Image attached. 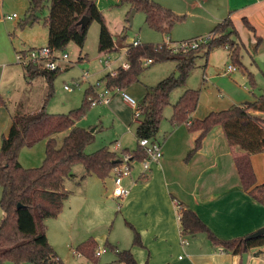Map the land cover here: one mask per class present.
<instances>
[{
  "label": "trees",
  "instance_id": "obj_1",
  "mask_svg": "<svg viewBox=\"0 0 264 264\" xmlns=\"http://www.w3.org/2000/svg\"><path fill=\"white\" fill-rule=\"evenodd\" d=\"M119 5L130 6L128 18L134 9L136 12H144L147 25L166 36L171 34L176 24L184 20V16H179L170 8L152 0H120ZM45 9L48 13L41 17L40 14ZM84 17L89 18L86 26L80 24ZM93 21L100 24V52L116 51L113 35L95 0H28L25 18L19 26H32L43 22L49 31L47 47L53 53H58L70 42L76 43L82 49ZM245 24L250 30H254L247 20ZM194 42L197 43L196 47H193ZM222 47L230 51L233 66H243V46L238 31L229 18L218 23L206 39L184 41L177 49L170 47L168 43L128 45L126 63L129 67L125 69L120 66L99 81L104 82L105 88L110 91L125 92L130 86L141 83L146 68L156 63L174 61L176 72L179 73V77L172 74L157 85L147 87L146 94L139 103L141 121L135 129L138 146L134 150L126 149L118 153L104 147L93 153L87 152L95 134L91 129L78 126L77 122L85 116L92 103L99 99L95 85L85 91L82 105L73 109L69 115L50 114L45 105L36 113L14 115L12 126L8 134L2 136L0 146V206L3 212L0 219V260L17 264H63L48 239L46 222L62 213L70 194L66 190L65 182L76 178L73 173L75 166L83 165L85 168V174L79 182L90 175L105 181L125 157L130 163L144 161L148 155L140 146L139 140L157 142L165 110L170 105L172 113L169 121L172 127L187 125L189 131L200 132L195 147L188 153L186 160L200 151L206 135L214 127L221 126L229 144L247 152L245 156L237 158L235 164L244 190L264 206V185H256L251 162V155L264 151V118L256 115V112L264 113V96L226 110L211 112L203 119H193L199 104L200 91L185 88L186 80L197 68L200 55L207 65L211 53ZM34 49L37 48L18 54L27 56ZM148 60H151L150 64L146 63ZM23 67L30 78L46 79L48 96H51L53 81L60 67L49 71L33 62ZM178 88H183L182 95L172 104L171 95ZM0 104L4 105V101L0 100ZM63 132L67 134L60 145L57 136ZM41 142H45L42 164L33 168L24 167L20 162L21 151L33 148ZM178 204L182 234L206 233L215 246L240 256L254 247L264 246V235L256 238H251V235L232 239L220 238L195 211L180 202ZM140 244L139 235L135 232L134 245ZM96 250L97 243L91 238L78 245L74 253L97 263L99 257L96 256ZM116 254L118 263L138 264L130 250H116Z\"/></svg>",
  "mask_w": 264,
  "mask_h": 264
},
{
  "label": "crops",
  "instance_id": "obj_2",
  "mask_svg": "<svg viewBox=\"0 0 264 264\" xmlns=\"http://www.w3.org/2000/svg\"><path fill=\"white\" fill-rule=\"evenodd\" d=\"M157 1L179 16L190 17L191 20H188L186 26H183L186 20L175 25L177 36H181L180 33L184 31H188L191 39L209 36L218 23L229 18L238 31L243 46V66H239L242 69L243 81L249 80L254 86L252 93L242 91V95L231 97V107L254 101L260 94L264 96V0ZM95 3L103 10L102 0H95ZM115 3L119 5L120 0H115ZM127 6L129 13L131 8ZM6 17L4 19L9 20ZM245 20L254 30L246 26ZM111 33L113 35V32ZM167 38L166 43L172 45L171 36ZM37 47L34 44L29 48L15 49V59L19 52ZM225 49L230 58V51ZM216 51L217 49L212 55ZM0 53L3 55L0 63V100L4 101V105L0 104L1 146L2 136L7 135L12 126L14 113H11L8 103L16 91H6L4 87L8 68L5 60L11 61V57L7 48ZM229 66L225 74L231 75L234 71L230 72ZM11 69L13 77L20 74L16 67L12 66ZM22 76L24 83L17 89V95L20 96L18 106H25L34 93L30 89V82L35 79L30 78L25 70ZM147 87L142 88L140 83H137L125 92L141 103ZM118 94H112L107 107L120 123L128 126L130 118L119 109L128 108L130 112L132 109L123 101L121 94ZM218 109L219 107L211 106L200 108L199 100L193 119H203L208 115L207 112ZM132 112L130 115H134ZM171 113L165 128L160 130L157 138L161 145L162 158L153 163L148 172H144V167L141 170H132L130 175L123 179L122 187L129 191L125 197L113 194V171L109 177L110 182L94 175L79 182L85 171L81 176L67 180L70 186L65 182L66 190H69L72 184L74 188L69 190L70 195L62 213L46 222L48 239L63 264H108L111 260L115 262L113 264H121L117 262L116 250H130L138 264H243L242 256L225 252L215 246L206 233L182 234L176 202L195 211L220 238L232 239L252 235L264 228V206L244 190L235 164V160L245 156L247 152L238 146L230 145L223 128L216 126L206 135L200 151L186 160L188 153L194 149L200 132L189 131L187 125L172 127L169 121ZM256 115L264 118V113L256 112ZM93 130L95 132L97 129ZM122 144L130 146L133 142L125 144L123 138ZM122 144L116 146L114 151L120 153L126 150ZM251 162L256 185H264V151L251 155ZM135 163L133 162L131 167H134ZM135 232L139 235L140 245H134ZM91 238L96 241L97 250H110L114 254L109 256L105 251L97 263L77 256L74 249ZM247 256L246 264H264V246L250 249Z\"/></svg>",
  "mask_w": 264,
  "mask_h": 264
},
{
  "label": "rangeland",
  "instance_id": "obj_3",
  "mask_svg": "<svg viewBox=\"0 0 264 264\" xmlns=\"http://www.w3.org/2000/svg\"><path fill=\"white\" fill-rule=\"evenodd\" d=\"M152 1L160 3L157 0ZM160 5L167 8V6L162 3H160ZM27 7L28 0H0V52L4 48H7L11 57V61L5 60V64L8 63V65H6L8 68L5 73L4 87L6 91L10 90V92H13L14 89L16 91L14 97L11 98L10 103H8L11 113L13 112L14 115L18 113L24 115L36 113L42 109L44 105L46 111L50 114L69 115L73 109L79 108L82 105L85 91L89 87L96 85L107 73L114 71L127 62V47L132 44L135 39L140 40L142 44H163L168 41L165 34L158 32L147 25L144 12H136L133 22L130 23L128 18L129 13H127L129 7L127 5H117L115 0H102L103 10H101V12L104 15L109 30L113 32L116 51L109 53L100 52V24L97 21H93L89 26L88 35L82 49L76 43L70 42L63 51L57 53V57L59 58L57 63L60 67V71L53 81L52 95L48 96L49 87L46 79L38 78L30 82V89L34 92L30 101L25 106L24 104L18 106L19 104L17 101L20 96L17 95V89L19 90L20 85H23L24 83V77L22 76L24 69L23 65L17 63L18 61L15 59V49L21 50L22 48H29L34 44L38 46L37 49L47 47L49 39L48 28L43 22L36 23L32 26H19L25 18ZM47 13L48 11L45 9L40 16L44 17ZM13 14H17L18 17L13 20L4 19L7 15L12 16ZM184 20L186 21L183 26H186L188 20L190 21L191 19L189 16H184ZM175 28L177 27L175 26L170 34L173 41V44H170V47L177 49L183 41L191 39L192 36H188V31L181 32V36H177L176 34L178 33ZM121 32L123 33L120 34ZM123 36H126V38L124 39ZM207 36L208 35H204L202 37L206 38ZM64 54L68 55L67 59H63ZM211 55L207 63L208 65L206 66L207 68L205 67L204 58L200 55L197 60V68L186 80L185 88H192L200 91V108L210 106L216 108L219 107L218 110L212 111H221L231 107V97H235L239 94L242 95V91L247 93H250L248 91H251L252 93L254 86L249 80L246 82L243 81L242 69L239 67H235L233 74H225L227 67L229 65L233 66L231 58L227 56L225 47L219 48V50L217 49L216 53L212 56ZM2 56L3 55L0 53V63ZM14 59L15 61L13 62ZM106 60L110 62L109 67L105 64ZM12 66L20 71L18 76L15 75L13 77L11 71ZM172 74H176V62L174 61L156 63L151 66L149 65L141 77L140 86L142 88H145V86H155L161 80ZM103 83L104 82H99L100 88H102ZM66 85H69L71 89L66 90ZM182 92L183 88H178L172 93V104L179 99ZM118 95H120V93ZM138 95H140V93H138ZM107 106L109 105H97L91 107L85 116L77 122V125L80 127L91 130L97 129L94 132L95 139L88 147L87 152L93 153L104 147H108L114 151L116 146L122 144L123 138L125 144L133 142V145L130 146H123L122 144L124 149L127 148L132 150L137 148L138 143L135 137V129L137 124L141 121V118H135V115H130L133 110L130 112L128 108L124 109L121 107L119 110L122 111L125 116L130 118L128 126H126L118 121L113 115V112H111ZM4 108L6 109V107ZM171 110V105L166 108L165 118L161 124L160 130L165 128ZM212 111L207 113L209 114ZM132 114H134V112H132ZM66 134L67 132H63L57 136L60 145ZM44 156L45 142H41L33 148L24 149L21 154L20 162L26 168L38 167L42 164ZM142 168L143 162H136L134 167L130 168V173L132 170H141ZM84 171L85 168L83 165H77L75 166L73 173L75 176H81ZM110 180L111 178H107L106 182H110ZM67 184L70 186L69 181H67ZM73 188L74 184L71 185L70 189ZM69 190L68 192L70 193L72 190ZM1 196L2 189L0 187V200ZM2 217L3 212L0 206V219ZM106 252L109 256L114 254L110 250H106ZM107 263L113 264L115 262L111 260ZM0 264L17 263L9 261L2 262L0 260Z\"/></svg>",
  "mask_w": 264,
  "mask_h": 264
},
{
  "label": "built area",
  "instance_id": "obj_4",
  "mask_svg": "<svg viewBox=\"0 0 264 264\" xmlns=\"http://www.w3.org/2000/svg\"><path fill=\"white\" fill-rule=\"evenodd\" d=\"M17 17H18L17 14H13L12 16H7L6 18L11 20ZM132 44L134 46H137L140 45L141 42L140 40L135 39L132 42ZM196 46L197 43L194 42L193 47ZM67 58L68 55L64 54L63 59H67ZM58 59L59 58L57 57V53H53L49 47H42L39 49L31 50L29 51L27 56H24L23 54H17V61L19 64L27 65L30 62H33L40 65L43 69L49 71H55L59 67L57 63ZM146 63L150 64L151 60H148ZM105 64L107 67L110 66V62L108 60L105 61ZM122 66L125 69L129 67L128 63H124ZM229 71L230 72L235 71V66H229ZM95 86L99 93V99L92 103V107H95L97 105H104V106L109 105L111 102V96L114 92L105 88L104 84L102 88H100L99 82ZM65 89L70 90L71 87L69 85H66ZM120 94L122 96L123 101L133 110L135 118L140 117L139 103L137 102V100L127 92H120ZM139 144L142 148L146 150V153L148 155V158L143 161V167L145 170L144 172H148L150 170L151 165L153 163H157L163 156L161 145L158 142H152L149 139H141L139 140ZM131 164L132 163L129 162V159L125 157L123 159V162L113 170V181L115 184V189L113 194L117 197H125L129 192L122 187V181L124 177L130 175V168L132 166ZM144 175L145 173L143 174V177ZM176 207L179 208L178 202H176ZM105 251H106L105 249L97 250L96 256L100 257Z\"/></svg>",
  "mask_w": 264,
  "mask_h": 264
},
{
  "label": "water",
  "instance_id": "obj_5",
  "mask_svg": "<svg viewBox=\"0 0 264 264\" xmlns=\"http://www.w3.org/2000/svg\"><path fill=\"white\" fill-rule=\"evenodd\" d=\"M136 13V10H132L131 12V15L129 17V22L132 23L133 22V18H134V15ZM89 23V18L88 17H84L81 21H80V24L83 25V26H86L87 24ZM175 77H179V73L176 72L175 74ZM92 132H94V130L92 129L91 130ZM117 163H119V161H117ZM264 235V228L258 230L256 233L252 234L250 237L251 238H256V237H259V236H262ZM247 253L243 254L242 258H243V264H246L247 263Z\"/></svg>",
  "mask_w": 264,
  "mask_h": 264
}]
</instances>
